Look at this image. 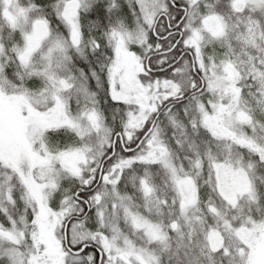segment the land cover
Here are the masks:
<instances>
[{
    "label": "snow or ice",
    "instance_id": "6c2138e0",
    "mask_svg": "<svg viewBox=\"0 0 264 264\" xmlns=\"http://www.w3.org/2000/svg\"><path fill=\"white\" fill-rule=\"evenodd\" d=\"M0 264H264V0H0Z\"/></svg>",
    "mask_w": 264,
    "mask_h": 264
}]
</instances>
